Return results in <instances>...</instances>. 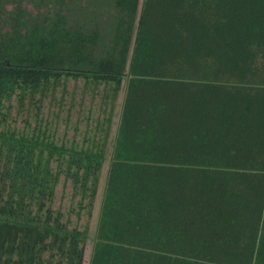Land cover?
Instances as JSON below:
<instances>
[{
    "label": "trees",
    "instance_id": "16d2710c",
    "mask_svg": "<svg viewBox=\"0 0 264 264\" xmlns=\"http://www.w3.org/2000/svg\"><path fill=\"white\" fill-rule=\"evenodd\" d=\"M70 78L110 88L102 142L10 127ZM125 84L89 264H264V0H0V264H85L52 204L93 207Z\"/></svg>",
    "mask_w": 264,
    "mask_h": 264
},
{
    "label": "rangeland",
    "instance_id": "374dc122",
    "mask_svg": "<svg viewBox=\"0 0 264 264\" xmlns=\"http://www.w3.org/2000/svg\"><path fill=\"white\" fill-rule=\"evenodd\" d=\"M125 91L126 84L116 102L112 135L106 149V160L100 174L98 194L93 207L90 209L87 206L88 200L85 202L81 200V195L76 191L74 184L63 174L52 204V209L56 212L61 211L64 221L68 222L71 228L87 233L85 264H89L96 243ZM109 96V87L105 88L102 85L96 91L93 85L87 84L85 80L77 81L70 78L54 96H48L41 107L30 106L20 110L17 99H14L9 111L11 117L9 125L19 134L31 136L41 133V137H46V140L53 141L59 147L75 151L90 150L95 143L104 139L110 112ZM58 167L59 163L54 162L55 171Z\"/></svg>",
    "mask_w": 264,
    "mask_h": 264
}]
</instances>
